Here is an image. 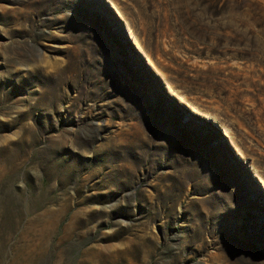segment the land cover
Returning a JSON list of instances; mask_svg holds the SVG:
<instances>
[{"label":"rangeland","instance_id":"rangeland-1","mask_svg":"<svg viewBox=\"0 0 264 264\" xmlns=\"http://www.w3.org/2000/svg\"><path fill=\"white\" fill-rule=\"evenodd\" d=\"M0 264H264V0H0Z\"/></svg>","mask_w":264,"mask_h":264}]
</instances>
